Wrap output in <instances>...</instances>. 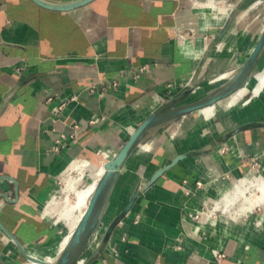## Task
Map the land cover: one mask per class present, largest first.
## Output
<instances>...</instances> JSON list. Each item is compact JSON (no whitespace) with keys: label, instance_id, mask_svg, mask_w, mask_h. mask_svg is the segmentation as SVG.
<instances>
[{"label":"crops","instance_id":"crops-1","mask_svg":"<svg viewBox=\"0 0 264 264\" xmlns=\"http://www.w3.org/2000/svg\"><path fill=\"white\" fill-rule=\"evenodd\" d=\"M196 1L96 0L58 13L32 0H0V221L27 253L47 256L60 242L63 231L46 210L75 164L116 153L190 83L211 86L246 62L259 40L254 21L246 20L256 6L245 11L251 1L223 0L236 12L219 36L229 16L199 12ZM263 56L252 86L264 76ZM111 80L117 88L90 93ZM50 97L68 101L60 115ZM242 101L234 108L225 101L209 119L197 112L170 123L136 150L96 233L103 235L140 187L139 197L92 264H264V210L218 227L195 219L207 202L264 172V91L247 106ZM94 117L106 122L91 127ZM241 127L247 129L232 134ZM186 154L148 188L159 170ZM254 165L261 171L248 174ZM26 262L0 228V264Z\"/></svg>","mask_w":264,"mask_h":264},{"label":"water","instance_id":"water-1","mask_svg":"<svg viewBox=\"0 0 264 264\" xmlns=\"http://www.w3.org/2000/svg\"><path fill=\"white\" fill-rule=\"evenodd\" d=\"M32 1L43 9L52 12L67 13L83 8L96 0H75L70 2H56L50 0ZM248 1L257 2L264 0ZM235 12L236 8L232 10L230 17L226 21L219 36H222L228 29ZM263 52L264 30L261 32L259 40L252 49V52L246 62L231 76L228 81L195 100H190V98L199 88V86L195 82L193 84L190 83L187 89L182 91L178 96L158 107L138 126V128L132 133L129 139L119 149L114 158L109 161L104 174L98 181L96 189L89 201V204L81 221L71 235L67 245L64 247L56 260L52 262H45L29 256L22 243L6 229L0 221V228L2 229L4 234L8 236L13 242H15L26 261L34 262L36 264H77L80 256L86 249L93 233L99 226L103 224L118 179L136 150L158 129L190 114L197 113L203 109L216 106L220 102H223L224 100L237 93L254 76ZM204 63L205 60L203 61L202 65ZM245 129H247V127L237 128L233 131L232 134H236ZM189 156V154L181 155L174 159L170 165L159 170L148 184V188L152 186L167 170ZM139 194L140 187L134 193L126 208L123 209L110 223L107 230L103 234L100 243L97 245V247L92 252V255L84 264H92L95 260H98L103 255L112 238L115 228L130 212L134 203L139 197Z\"/></svg>","mask_w":264,"mask_h":264},{"label":"bare ground","instance_id":"bare-ground-1","mask_svg":"<svg viewBox=\"0 0 264 264\" xmlns=\"http://www.w3.org/2000/svg\"><path fill=\"white\" fill-rule=\"evenodd\" d=\"M262 2H264V1L252 2L250 4V6H248V8L245 11H249L250 9H252L253 7L257 6L258 4H260ZM213 4H216L215 0H210L207 3H200L197 0L196 1V8L198 9V11L200 10L199 12H205ZM231 12L229 14V17L231 15ZM263 30H264V28H263ZM187 47L188 46H186L185 49ZM229 76H227V77H229ZM224 78H226V75L219 76V77L215 78L214 80H212L210 82V85H215L218 82L222 81ZM252 82H253V80H252ZM253 84H254V82H253ZM201 87L202 86H200L194 92V94L197 93V91L199 89H201ZM248 89H252L253 98L261 96L263 91H264V76L262 78H260L258 84H256L255 86H252V83L248 82L237 93H235L230 98L226 99L229 101L230 106L233 108L236 107L238 105V101L243 98L244 94L247 92ZM245 105H246V103L245 104L243 103V106H245ZM200 113L205 118L209 119L210 117L217 114L216 113V106L203 109L200 111ZM115 155L116 154L111 155V153L105 152L104 157L98 156L96 162L89 160V159H85L81 163L75 164L73 166V171L76 173L77 179L76 180H72V179L68 180L67 185L64 189V191L66 193L65 208H67V210L64 211L65 210V208H64L63 212L59 214V220L61 219V220L65 221V223L68 226L71 225L70 229L67 232V233H69V235L64 239L59 251L55 255L42 256V255H38L36 253L28 252L29 256L34 257V258L39 259V260H42V261H45V262H52L56 258V256L58 257V255L62 252L64 247L67 245L71 235L75 231L76 227L78 226L79 222L81 221V219H82V217L86 211V209H85V211H83L82 207L87 208L89 201H90V199H91V197H92V195L96 189V186L98 184L99 179L104 174L109 161H111L114 158L113 156H115ZM96 164H98V165H96ZM96 169L97 170L101 169V171L97 177L93 176V173H92V171H94ZM88 172L90 173L92 182L88 186H86L85 188L79 189L77 187V184H79L80 180L82 178H84L86 173H88ZM237 202H241V203H239L240 205L244 204V207L241 206L240 210H247V209L250 210V209H253V208L261 206V205L263 206L264 205V177L262 175L260 176V174H259V177H257L256 179H254L252 181H248L246 179L240 181L236 186L233 187V189L229 193H224L222 195L220 201L218 202V206L219 207L224 206L225 207L224 209L228 210V209H230V207L232 205H235ZM48 212H50V211L48 210ZM102 227H103V224L95 230L92 237L90 238V241H89L86 249L84 250V252L80 256V259H79L77 264L86 263L89 256L87 257L86 260H84V253L87 250L90 242L92 241L96 231ZM105 227L106 226H104V228ZM100 241H99V243H100ZM99 243H97V244H99ZM27 264H36V263L28 261Z\"/></svg>","mask_w":264,"mask_h":264},{"label":"rangeland","instance_id":"rangeland-1","mask_svg":"<svg viewBox=\"0 0 264 264\" xmlns=\"http://www.w3.org/2000/svg\"><path fill=\"white\" fill-rule=\"evenodd\" d=\"M208 1H210V0H207V2ZM215 1H216V4L211 5V7L208 8L207 10L215 9L216 12H219L220 13V16L219 17H222L223 19L226 18V16H229V14L231 12L230 10H232V8L228 7L226 5V2L223 1V0L222 1L221 0H215ZM232 1L233 2H230V3H227V4L234 6L235 0H232ZM223 19H222V21H223ZM246 20H248L249 22L252 21V20L254 21V27L257 28L256 29V38L259 39V37L261 35V31L264 28V2L262 4H260L259 6H256V8L253 9L252 11H250L248 13V15H247ZM200 49H202V48H198V52H200ZM262 60H263L262 62H264V56H263ZM234 73L230 74L229 77H227L228 74H223V75H226V78H224L222 81L218 82L215 85H211V86H209L207 84L206 85H201L202 86L201 89H199L197 91V93H195L194 95H192L191 98H190V100H195V99H197V98L205 95L206 93L210 92L212 89H214L216 87H219L220 85H222L223 83H225L226 81H228ZM220 76H222V75H220ZM260 77L261 76H258L257 78L259 79ZM214 79H211V81L214 80ZM210 82H209V84H210ZM243 97L244 98H242V100H243L242 102H244V104L246 103L245 106L249 105L250 104V101L249 100L252 99V97H253L252 89H248L247 92L244 94ZM225 101L227 102V106L229 107L230 106L229 101L228 100H225ZM225 101L217 104V107L216 108L217 109L220 108L222 110L225 107V105H226V102ZM230 108H233V107L230 106ZM118 151H116V153ZM116 153H111V155H114ZM96 165H98V164H96ZM261 169H262V166H260V165H254L252 167L250 173H248V174H253V175L254 174H257V173H259V171H261ZM100 171H101V169H98V170L96 169V170L92 171L93 176H96L97 177L99 175ZM248 174L242 176L241 178H245V177L250 176ZM261 175L264 177V172H263V174L260 172V176ZM257 177H259V175ZM70 179H72V180H76L77 179V175H76V173L74 171H72L71 173H69L66 177H64L63 181L60 182V184H59L60 188L57 189L58 192H57V194L54 195L55 198H53L51 200V202H50V205H49L50 210L48 208V210L50 212L52 211L51 212V218L53 219V221L56 222V224L59 227H61V229L63 231V234H62L63 236L61 237L60 242L57 244V246L54 249L51 250V252L44 253L46 255L54 254L56 252L57 248L60 246L61 242L63 243L64 239L69 235V233H67V232L70 229L71 225L68 226L65 223V221H63L61 219L59 220V214L62 213L63 210H64V208H65L66 193H65L64 189H65V187L67 185L68 180H70ZM91 180L92 179H91L90 173L88 172V173H86L85 177L80 180L79 184H77V187L79 189L85 188L86 186H88L92 182ZM235 183H236V181L235 182L233 181V184L234 185H235ZM230 191H228V192H230ZM218 202H219V200L212 201V202L209 201V202H207V206L205 208V210H211L210 211V214L207 215L206 217L208 219H211V221L213 222V225L216 226V227H218L219 222L226 223L228 220H232V219L233 220H236V221L237 220H243V222H247L249 216L251 217V216H253V214H257L258 215L259 213H261L264 210V205L263 206L261 205V206L255 207V208L250 209V210L249 209H247V210H240L241 206L244 207V204H241V205L239 204L241 202H237L235 205H232L230 207V209L227 210V209H224L225 208L224 206L219 207L218 206ZM85 209H86V207H82V210L83 211H85ZM48 210H46V214L47 215H50V212H48ZM66 210H67V208H65L64 211H66ZM213 211H214V213H213V215H211ZM238 218H240V219H238ZM260 220H261V224H262L263 223V216L260 217L258 221H260ZM261 224H259V222H258V226H261ZM101 232L98 231L96 233V236L93 237V239L90 242L87 250L84 253V260H86L87 257L90 255V253L93 252L94 249L97 247V245H98L97 243H99V241L101 240V238L103 236V235H100ZM98 235H100V236L98 237ZM57 258L58 257L56 256V258L54 260H56Z\"/></svg>","mask_w":264,"mask_h":264},{"label":"built area","instance_id":"built-area-1","mask_svg":"<svg viewBox=\"0 0 264 264\" xmlns=\"http://www.w3.org/2000/svg\"><path fill=\"white\" fill-rule=\"evenodd\" d=\"M143 70H144V69H143ZM141 72H142V71H141ZM117 87H118V82L115 81V80H111V81H109L108 83L101 82V83H99L98 85H95V84H94V85H92V86L90 87L89 91H90L91 94H96V93L105 94V93H107L108 91H110L111 89H115V88H117ZM74 98L76 99V97H74ZM48 103H52V104H54V105L56 106V107H55V108H56V112L60 115V114L62 113L64 107L67 106L68 101L63 100V101H59V102H58V101L55 100L54 97H50V98L48 99ZM105 122H106V119H105V118L94 117V118H92V119L90 120L89 125H90L91 127H97V126L100 125L101 123H105ZM79 128H80L79 125H75V126H74V129H75V130H78ZM62 137H64V136H62ZM71 137H72V138H75V133H73V134L71 135ZM61 148H62V147H61V142H60V141H57V142L53 145V150L56 151V152H59ZM104 154H105V152L102 151V152H99V153H98V156H99V157H104ZM197 186H198V187H201V183H198ZM206 206H207V205L205 204V205L202 207V209L199 211V213H197V215L195 216V219H196V220L199 221V220L205 218L207 215L210 214V211H211V210H205ZM213 213H214V211L212 212L211 215H213ZM213 253H214V255H215L217 258H219V259L222 258V257H224V255L220 254V253L217 252V251H214Z\"/></svg>","mask_w":264,"mask_h":264}]
</instances>
